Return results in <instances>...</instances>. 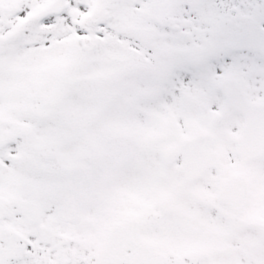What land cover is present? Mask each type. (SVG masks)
<instances>
[{
  "label": "snow or ice",
  "instance_id": "snow-or-ice-1",
  "mask_svg": "<svg viewBox=\"0 0 264 264\" xmlns=\"http://www.w3.org/2000/svg\"><path fill=\"white\" fill-rule=\"evenodd\" d=\"M0 264H264V0H0Z\"/></svg>",
  "mask_w": 264,
  "mask_h": 264
}]
</instances>
